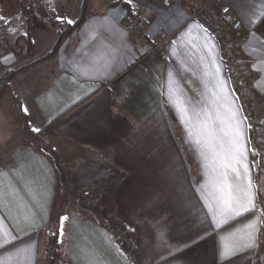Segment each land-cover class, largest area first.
Returning a JSON list of instances; mask_svg holds the SVG:
<instances>
[{
	"label": "crops",
	"instance_id": "1",
	"mask_svg": "<svg viewBox=\"0 0 264 264\" xmlns=\"http://www.w3.org/2000/svg\"><path fill=\"white\" fill-rule=\"evenodd\" d=\"M207 1L231 8L241 40L229 44L223 32L217 40L184 6L161 0L139 3L134 33L115 0H89L82 25L54 56L57 42L45 37L31 53L3 60L16 65L9 90L29 114L22 111L23 122L16 106L0 105V264H44L63 216L69 264H132L104 221L80 207L65 211L58 170L42 145L59 155L73 189L136 235L145 260L255 264L264 225L256 185L264 160V0ZM237 107L246 118L254 214L219 209L236 195L220 144L221 119ZM262 192L264 199V181Z\"/></svg>",
	"mask_w": 264,
	"mask_h": 264
},
{
	"label": "trees",
	"instance_id": "2",
	"mask_svg": "<svg viewBox=\"0 0 264 264\" xmlns=\"http://www.w3.org/2000/svg\"><path fill=\"white\" fill-rule=\"evenodd\" d=\"M89 0H84L83 7L87 6ZM142 1V2H141ZM170 4L179 3L184 6L191 15H193L196 20L210 33L214 34L217 40H222L221 32L223 30H219V28L215 27L213 24V20L208 18L207 10L209 8V1L207 0H166ZM145 2V1H144ZM143 0H134L133 4H129L127 0H115L113 6H118L125 12V23L127 26L132 30V32L136 33L137 28L141 25V18H140V10L142 6H139V3L142 5L144 4ZM7 3H14L19 7H24L25 3L22 0H0V16H2V8ZM49 4V3H47ZM144 6V5H143ZM86 9V8H85ZM3 17V16H2ZM84 21V16H82L77 22L74 24H68L67 22H61L53 27H56L59 32V41L52 50L50 56H54L59 47L61 42L70 36L75 30L80 28ZM10 20L4 19L0 21V42L3 37L8 34L10 28ZM28 42V41H27ZM222 42V41H221ZM229 44L231 42H228ZM224 44V42H223ZM28 49H26L28 53H31V45L28 43ZM222 45V44H221ZM225 45H223L224 47ZM21 49H23L21 47ZM19 49V50H21ZM225 49V47H224ZM225 52V51H224ZM223 52V54H225ZM13 54H19L18 52L12 51ZM18 72L16 71H9L5 74V76L0 78V98L5 95V93L9 90L10 83L15 79ZM251 116L254 120L253 113ZM22 121L24 122V116L20 115ZM253 147L258 149V137L256 133V127H253ZM45 152L53 159L55 166L58 170L59 174V182L62 189L64 196L70 200L74 199L79 207L84 210L91 212L97 216H99L105 224V228L107 231L110 232L115 243L119 250L131 261L132 264H155L145 260L137 250L136 246V235L130 232L123 222L118 219L117 217L110 214L107 209L101 205L100 201L94 200V198L90 195L84 194L82 192L76 191L72 188V186L68 183L66 178V171L65 168L60 160L58 154H56L53 150L49 149L47 146L42 145ZM189 161V159L187 158ZM190 164V161H189ZM194 173V170H193ZM258 181L257 182V196L259 199V207L261 212L264 214V199H263V192L262 186L264 181V160L261 159V165L257 172ZM59 233L56 232V235H52L49 238L48 242V249H47V257L44 264H69L67 258L65 257L63 244L59 245L58 243ZM255 264H264V225L262 230V245L261 250L256 255Z\"/></svg>",
	"mask_w": 264,
	"mask_h": 264
},
{
	"label": "rangeland",
	"instance_id": "3",
	"mask_svg": "<svg viewBox=\"0 0 264 264\" xmlns=\"http://www.w3.org/2000/svg\"><path fill=\"white\" fill-rule=\"evenodd\" d=\"M22 1L25 3L24 7H19L14 3H7L2 8V16L4 17V19L10 20L11 23L8 34H6L3 37V39H6V41L2 40L0 42V78L5 76V74L9 71H15L16 65L13 67L12 66L6 67V65L3 63L4 59H7L13 54L12 51L21 52V50H19L21 49V47L24 50H26L28 49L29 46L28 43L33 45L32 48H34V44L37 47L38 44H43L42 40H44L45 37L46 39L47 38L51 39L52 37V41L58 43L59 41V37L57 36L58 29L56 27H53L61 23V20L57 19V17H62L65 20V22L67 19H71L74 21L72 24H74L83 16L84 0H51V4H48L47 8H45V5L48 3V0H22ZM101 1L106 2L108 0H101ZM209 2L210 4H212L213 1L212 2L209 1ZM52 8H55L56 11H52L51 10ZM214 21H215V25H217L215 27L223 30L224 33L223 38H225V36L227 35L228 38L226 37V40L233 43L232 40L234 41L235 38L229 32L226 25L220 19H216ZM38 23L40 24V26H43L47 30L46 31L42 30L43 27H39ZM12 29H15V31H12ZM37 31H38V35H37ZM51 33H54V36H51L53 35ZM41 34L44 36L40 37ZM37 52L41 53L43 52V49L41 51L38 50ZM233 70L234 69L231 66V72ZM0 101H1L0 105L3 107H7L9 105L16 106V110L18 113H20V115H23V112L21 107H18V102L20 106L27 107L24 101L22 102L17 99H15L14 101L10 90H8L5 93V96ZM65 208H66L65 211L67 212H71L73 210L78 211L79 205L74 199H70L66 203ZM85 215L89 217L93 216L99 221L103 222V220L99 216L94 215L93 213L86 212Z\"/></svg>",
	"mask_w": 264,
	"mask_h": 264
},
{
	"label": "snow or ice",
	"instance_id": "4",
	"mask_svg": "<svg viewBox=\"0 0 264 264\" xmlns=\"http://www.w3.org/2000/svg\"><path fill=\"white\" fill-rule=\"evenodd\" d=\"M127 2L131 5L134 0H127ZM48 3L51 4V0H48ZM264 8V5L261 6ZM52 11H56L55 8L51 9ZM61 22H65L62 17H57ZM4 17L0 16V21H3ZM66 22L68 24H72L74 21L71 19H67ZM15 31V29H12ZM218 88L223 89V83L217 85ZM215 94V93H214ZM18 107L22 108V111L28 115L29 109L27 107H23L19 105ZM183 111V109H181ZM230 115L226 119H221V124L225 127L221 129L224 132V135L227 137L226 141L221 140V150L224 153V161L223 166L226 169H230L233 173L235 185L234 191L236 195L232 197L230 200L224 201L219 209L222 213H231L236 212L240 213L241 210L245 212H251L254 214V210L256 208L255 205V193L253 190L252 182H251V173L248 166V156L247 150L245 149V141H244V133L240 127V125L246 120L245 117L239 115V108L230 109ZM34 132H39L40 129L33 127ZM214 135L213 133H210ZM253 156L256 155V152H252ZM239 165V166H238ZM225 178L227 173H224ZM242 184L244 185L242 187ZM63 219L67 220V217H63ZM62 234V233H61ZM56 235V233H53ZM254 243V241H253Z\"/></svg>",
	"mask_w": 264,
	"mask_h": 264
},
{
	"label": "built area",
	"instance_id": "5",
	"mask_svg": "<svg viewBox=\"0 0 264 264\" xmlns=\"http://www.w3.org/2000/svg\"><path fill=\"white\" fill-rule=\"evenodd\" d=\"M165 1V0H161ZM208 18L220 19L228 28L229 32L233 35L235 40L239 41L243 37L242 23L237 16L232 12L230 7H217L213 3H209L207 10Z\"/></svg>",
	"mask_w": 264,
	"mask_h": 264
},
{
	"label": "water",
	"instance_id": "6",
	"mask_svg": "<svg viewBox=\"0 0 264 264\" xmlns=\"http://www.w3.org/2000/svg\"><path fill=\"white\" fill-rule=\"evenodd\" d=\"M63 217H67L68 219L65 220V219H63ZM63 217L60 220V227H59V232H58L59 233V239H58L59 245H62V243H63V238H64V234H65V226L69 220L68 216H63Z\"/></svg>",
	"mask_w": 264,
	"mask_h": 264
}]
</instances>
